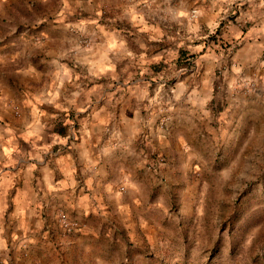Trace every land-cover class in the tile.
I'll return each mask as SVG.
<instances>
[{
  "label": "crops",
  "instance_id": "crops-1",
  "mask_svg": "<svg viewBox=\"0 0 264 264\" xmlns=\"http://www.w3.org/2000/svg\"><path fill=\"white\" fill-rule=\"evenodd\" d=\"M252 78L264 0H0V264H93L101 241L143 224L150 148L170 163L157 174L174 154L189 169L185 136L264 111L235 91Z\"/></svg>",
  "mask_w": 264,
  "mask_h": 264
},
{
  "label": "rangeland",
  "instance_id": "rangeland-1",
  "mask_svg": "<svg viewBox=\"0 0 264 264\" xmlns=\"http://www.w3.org/2000/svg\"><path fill=\"white\" fill-rule=\"evenodd\" d=\"M245 86L235 91L264 102V81L252 78ZM247 107L255 112L243 131L185 136L189 169L174 154L172 169L150 172L143 224L119 227L117 241H101L104 253L93 264H264V111Z\"/></svg>",
  "mask_w": 264,
  "mask_h": 264
},
{
  "label": "built area",
  "instance_id": "built-area-1",
  "mask_svg": "<svg viewBox=\"0 0 264 264\" xmlns=\"http://www.w3.org/2000/svg\"><path fill=\"white\" fill-rule=\"evenodd\" d=\"M195 12L194 10L191 11V16H194ZM40 39L39 37L34 38V40ZM80 44H82L84 47H88L90 46L91 42L90 40L86 37V36H82L80 38ZM165 118H160V122H158L159 124H162L164 122ZM143 141L146 142L148 141V136L145 135L143 136ZM149 157L147 159L146 162V167L150 170V171H156L159 167H161L162 165H164L165 163V159L163 158V156L158 155V154H154L153 149L150 148L149 150ZM151 157V159H150ZM55 220H56V225L59 229V231L63 234V235H68L71 234L72 232L75 231V229L77 228V222L74 221L73 219H71L65 211L58 209L56 211L55 214Z\"/></svg>",
  "mask_w": 264,
  "mask_h": 264
},
{
  "label": "trees",
  "instance_id": "trees-1",
  "mask_svg": "<svg viewBox=\"0 0 264 264\" xmlns=\"http://www.w3.org/2000/svg\"><path fill=\"white\" fill-rule=\"evenodd\" d=\"M182 65H183V66H188V65H189V63L182 62Z\"/></svg>",
  "mask_w": 264,
  "mask_h": 264
}]
</instances>
